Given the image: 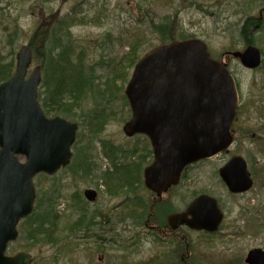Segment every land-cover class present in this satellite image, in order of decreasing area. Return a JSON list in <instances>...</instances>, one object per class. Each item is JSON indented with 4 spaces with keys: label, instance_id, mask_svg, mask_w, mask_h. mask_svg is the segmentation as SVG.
Returning <instances> with one entry per match:
<instances>
[{
    "label": "rangeland",
    "instance_id": "obj_1",
    "mask_svg": "<svg viewBox=\"0 0 264 264\" xmlns=\"http://www.w3.org/2000/svg\"><path fill=\"white\" fill-rule=\"evenodd\" d=\"M263 11L264 0H2L0 52L5 63L15 59L22 46L31 43L35 32L41 26L48 27L60 18L72 16L71 18L79 21L74 27L63 31V36H69L77 44L73 57L84 48L86 62L90 67L96 68L95 75L99 78L102 89L107 82L106 73L109 74L117 64L121 65L122 72L129 71L128 81L123 86L121 82H117L120 93L114 102L112 100L109 109L105 110L115 118L102 125L101 131L95 129L93 132L87 128L86 121L84 129L80 127L78 133L84 135L82 139L78 136L79 147H85L82 149L92 158L95 176L86 181H74L68 168L60 171L54 180H46L43 184L44 187L58 190L52 201L65 224L60 237L69 234L68 230L72 228L73 222L82 214L76 208L79 205L77 195L85 200L84 192L93 189L98 191L99 196L94 204L84 205L89 216L99 210L106 213L107 219L122 218L120 225L116 227L121 242L102 243L93 237L96 233H102V220L99 217L95 218L97 225L94 226V233L90 234L91 239L86 240L88 236L83 230L71 234V240L68 242L72 245V250L69 252L47 243L32 245L25 237L26 227H22V224L19 229L22 228L24 234L22 232L20 239L10 246L9 255L25 252L31 255L32 264L151 263L158 258H151L150 255L157 253L161 259L166 246L161 244L160 240L147 236L142 229H136L133 221L126 216L129 212L127 206L132 201H144L146 198L151 206L153 198L154 202H158L154 206L153 216H157L161 221L170 211L176 210V206L181 209L182 203L186 208L193 197L202 193L219 199L225 219L220 230L211 237L187 233L186 241L191 244V247L183 248L187 255L190 254L187 261H192V264H247V255L251 250H264V20L262 25L255 28L253 26V29L251 27L247 37L250 45L261 51V67L256 70L247 69L238 59L232 56L224 57L235 78L239 94L237 118L232 129L235 133V143L228 151L200 162L197 168L187 173L183 188L175 189L170 196L171 208L164 204V199L156 200L152 194L146 195V192L138 187L135 191L108 196L106 187H103L98 178L112 167L111 160L104 153V144H114L122 151H130L139 142H146L141 137L128 138L124 134L123 128L131 118V109L126 106L122 94H125L133 74L134 66L131 68L130 63L133 53L136 51L140 60L148 52L161 46L158 35L153 31V24L170 20V34L175 36L182 32L178 41H187L190 37L202 41L208 46L211 56L219 60L226 52H244L247 45L242 31L244 20L251 15L264 16V13L261 15ZM13 53L15 56L12 57ZM40 63L38 55L34 58L32 69ZM98 100L97 95H88L82 105L85 112L98 109ZM80 113L81 111L78 115ZM73 152L74 158L76 150ZM142 154L140 148L139 152L129 156V159L121 158L119 165L129 164L135 160L134 157ZM236 156L246 159L247 169L254 179L252 190L244 195L230 194L218 173L222 166ZM74 163L73 159L72 164ZM164 198L167 200L168 197ZM105 234L108 235V230ZM134 235L141 238L138 245H134ZM196 253L197 258L194 257ZM168 262L165 260L162 263L161 259L159 264Z\"/></svg>",
    "mask_w": 264,
    "mask_h": 264
},
{
    "label": "water",
    "instance_id": "obj_2",
    "mask_svg": "<svg viewBox=\"0 0 264 264\" xmlns=\"http://www.w3.org/2000/svg\"><path fill=\"white\" fill-rule=\"evenodd\" d=\"M31 56L30 49L24 47L18 55L16 74L0 87V264H31L26 253L14 257L5 253L9 243L17 240L20 220L33 212V178L68 165L76 139V125L43 114L37 101L40 69L25 80ZM237 57L249 68L261 62L255 48ZM126 96L133 117L124 132L129 137L142 134L150 139L155 160L145 170V181L159 197L178 184L186 166L233 145L230 128L237 109L234 81L199 40L175 42L146 54L135 67ZM18 155L27 163L22 164ZM220 175L232 193H245L253 186L242 157L233 158ZM85 195L90 201L96 199L93 191ZM196 212L197 223L189 221V215L194 218ZM172 220L197 230L217 231L223 214L215 199L201 196L185 215ZM246 263L264 264V251H252Z\"/></svg>",
    "mask_w": 264,
    "mask_h": 264
},
{
    "label": "trees",
    "instance_id": "obj_3",
    "mask_svg": "<svg viewBox=\"0 0 264 264\" xmlns=\"http://www.w3.org/2000/svg\"><path fill=\"white\" fill-rule=\"evenodd\" d=\"M71 17L60 18L56 23L48 27L41 26L35 32L32 39L31 48L35 53V58L39 54L44 57L42 61V69L45 75L42 91L44 98L41 102L45 112L49 116H64L73 121L77 120L83 129L85 122L88 121L87 128L92 132L95 129L101 131L103 129L102 125L104 126L106 122H110L115 118L112 116V113L105 110L109 109L112 100L114 102L117 99L120 93V90L117 89V82H121L123 86L128 81L129 71L125 72L124 70L122 72L121 65L117 64L109 74L106 73L107 82L104 84L105 88L102 89L99 78L95 75L96 68L90 67L88 62H86L84 48L82 47V52L73 57L77 49V44L70 37L63 36L64 29L74 27L79 21ZM258 20L259 15H251L245 19L244 27L242 28L245 39H247L248 31H251V27L253 29V26L255 27L258 24ZM164 22L160 24L154 23L152 26L154 33L159 37L160 43L166 44L179 40L178 36L182 32H178L177 35L172 36L170 34L171 21ZM135 52L130 61L131 68L138 60V55ZM2 56L0 52V84L7 81L15 69V59L12 58V61L5 63ZM13 56H15V53L12 54ZM90 94L98 96L99 100L96 102L98 109L94 108L92 110H86L85 112L82 106L83 101L85 99L87 100V96ZM122 97L128 107L129 104L125 94H122ZM79 111L81 113L78 115ZM78 136L82 139L84 135L81 134ZM145 141L143 144L139 142L130 151L125 149L122 151L118 147H115L114 144L110 146L103 145L104 153L111 160L112 167L108 168L98 178L99 181L103 182V186L106 187L109 195L135 191L137 187L143 186V171L153 160L151 145L147 139ZM74 148L76 150V156L74 157L75 166L72 164L69 167V171L72 172L70 173V177L74 181H86V179L95 176V164L92 158L88 157L85 150L82 149L85 147H79L78 140ZM140 148L143 151L142 155L134 157L133 159L135 160L130 161L129 164L119 165L121 158L129 159V156H134L135 152H139ZM120 155H123V157ZM54 179L47 176L37 178V207L34 215L24 222L23 227H26L25 237L32 242V245H35V243H47L69 252L72 250V246L68 240H71L70 236L74 231H81L83 229L87 209L84 207L81 196L77 195L79 205L76 208L83 215L81 214L73 223L72 228L68 230V235H62L60 237L59 234L65 224L61 221L56 204L52 201L53 195L58 190H52L51 188L43 186L46 180ZM139 204L133 203L127 207L142 208L143 211L135 212V214L143 217L146 214L147 203H143V206ZM135 214L128 212L126 216L130 217ZM67 237H69L68 240Z\"/></svg>",
    "mask_w": 264,
    "mask_h": 264
},
{
    "label": "flooded vegetation",
    "instance_id": "obj_4",
    "mask_svg": "<svg viewBox=\"0 0 264 264\" xmlns=\"http://www.w3.org/2000/svg\"><path fill=\"white\" fill-rule=\"evenodd\" d=\"M195 168H197V164L188 168L189 170L187 169V172L182 177V180L178 186L179 189L183 188L184 180L186 178L187 173L190 170H193ZM172 193L173 192L171 189L169 193L167 194L168 196L167 200L164 199V204L169 205V207L170 205H172L171 200H170V196L172 195ZM195 199H197V196ZM154 203H155V206L156 204H158V202H154V200H152V205H154ZM187 209L188 207L185 208V205L181 203V209H178V207L176 206V210L170 211V213H168V215L165 217L166 221L164 220V218L160 221L157 218V216L154 217L152 215V216H149L150 218L147 219V223L145 222L146 228L149 229L147 232V235H149L150 237L156 240H160L161 244H164L166 246L161 255L162 256L161 259L163 262L166 260V261H169L168 263H173V264H175V262H179L178 264H192V261H187L190 254L187 255L185 250L183 249L186 247L188 248L191 247L190 243L186 241L187 236H188L187 233L188 232L194 233L195 235H198L199 237H202V236L211 237V234H207L203 232H195V231L192 232L189 230V228H187V226L185 225L182 226L181 224H179L178 221L172 222V223L169 221L172 215H181L187 212ZM96 238H97V241L100 242V239L98 237ZM150 257L152 258L157 257L158 259L155 262H158L161 260L160 255L157 253H154V255L151 254ZM194 257L197 258V253L196 255H194ZM168 263H165V264H168Z\"/></svg>",
    "mask_w": 264,
    "mask_h": 264
},
{
    "label": "bare ground",
    "instance_id": "obj_5",
    "mask_svg": "<svg viewBox=\"0 0 264 264\" xmlns=\"http://www.w3.org/2000/svg\"><path fill=\"white\" fill-rule=\"evenodd\" d=\"M245 68V67H244ZM252 70V69H251ZM256 70V69H255ZM254 71V70H253Z\"/></svg>",
    "mask_w": 264,
    "mask_h": 264
}]
</instances>
